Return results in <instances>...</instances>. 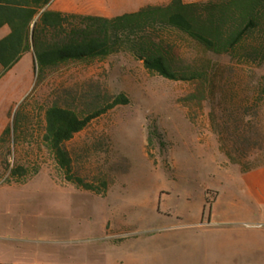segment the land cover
Listing matches in <instances>:
<instances>
[{
    "label": "rangeland",
    "instance_id": "obj_1",
    "mask_svg": "<svg viewBox=\"0 0 264 264\" xmlns=\"http://www.w3.org/2000/svg\"><path fill=\"white\" fill-rule=\"evenodd\" d=\"M83 1L114 16L168 0ZM263 44L254 31L244 46ZM178 49L188 62L203 54L187 40ZM240 51L209 55L204 88L150 73L127 51L43 74L31 52L0 66V133L11 127L0 145V264H264V203L244 173L264 164V64ZM118 94L128 102L64 143L73 174L98 194L65 180L43 140L44 110L81 114ZM3 163L25 167L26 180L4 183Z\"/></svg>",
    "mask_w": 264,
    "mask_h": 264
},
{
    "label": "trees",
    "instance_id": "obj_2",
    "mask_svg": "<svg viewBox=\"0 0 264 264\" xmlns=\"http://www.w3.org/2000/svg\"><path fill=\"white\" fill-rule=\"evenodd\" d=\"M52 1L0 0V29L9 28L0 38L2 73L26 52L32 53L38 72L43 74L67 62H91L127 51L150 73L170 80L198 82L204 88L210 82L209 55L235 56L240 49L244 55L262 56L264 64V44L259 49L244 46L254 31L264 32V0H169L112 17L54 10L49 8ZM179 40L194 43L203 54L188 62L178 49ZM260 94L264 96V85ZM109 100L105 106L81 114L56 102L44 110L43 140L65 180L98 194L100 189L73 174L72 159L64 143L93 118L128 102L123 94ZM17 115L16 112L15 127ZM10 131L8 125L0 136V145L6 144ZM3 164L9 171L4 183L26 180L25 167Z\"/></svg>",
    "mask_w": 264,
    "mask_h": 264
},
{
    "label": "crops",
    "instance_id": "obj_3",
    "mask_svg": "<svg viewBox=\"0 0 264 264\" xmlns=\"http://www.w3.org/2000/svg\"><path fill=\"white\" fill-rule=\"evenodd\" d=\"M162 3H165V2H162ZM156 4H160V3H156ZM49 8L54 9V10L63 11V12H73V13H80V14H96V15L105 16L99 10V8H94L93 6L89 5L87 2H84L83 0H80V1L79 0H53L49 4ZM106 17H112V16H106ZM0 30H5V34L9 32V28L7 26L2 27ZM3 130L4 128L1 130V133ZM244 173L247 178L248 194L252 198V201L255 204L257 202L264 203V164L251 168L250 170L244 171Z\"/></svg>",
    "mask_w": 264,
    "mask_h": 264
}]
</instances>
